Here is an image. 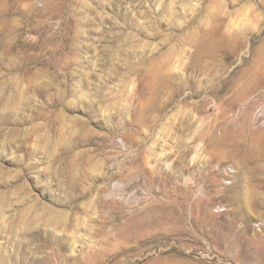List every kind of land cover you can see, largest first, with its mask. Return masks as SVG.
Instances as JSON below:
<instances>
[{"label":"rangeland","instance_id":"374dc122","mask_svg":"<svg viewBox=\"0 0 264 264\" xmlns=\"http://www.w3.org/2000/svg\"><path fill=\"white\" fill-rule=\"evenodd\" d=\"M0 264H264V0H0Z\"/></svg>","mask_w":264,"mask_h":264}]
</instances>
